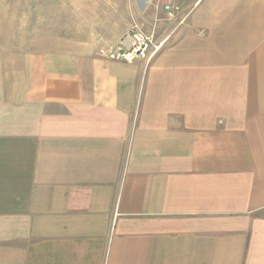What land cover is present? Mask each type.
Listing matches in <instances>:
<instances>
[{
	"label": "crops",
	"instance_id": "crops-1",
	"mask_svg": "<svg viewBox=\"0 0 264 264\" xmlns=\"http://www.w3.org/2000/svg\"><path fill=\"white\" fill-rule=\"evenodd\" d=\"M173 2L148 62L0 49V264H264V0Z\"/></svg>",
	"mask_w": 264,
	"mask_h": 264
},
{
	"label": "rangeland",
	"instance_id": "rangeland-1",
	"mask_svg": "<svg viewBox=\"0 0 264 264\" xmlns=\"http://www.w3.org/2000/svg\"><path fill=\"white\" fill-rule=\"evenodd\" d=\"M159 2H149L148 15L140 17L137 0H0V49L93 45L100 57L126 61L111 58L109 51L119 46L128 48L139 30L154 45H159L167 30H171L166 25L160 26V21L174 20L177 15L189 12L184 11L180 2ZM167 5L179 6V10L173 9L171 14ZM105 35L110 41L112 37H122L119 43L105 48ZM139 60L148 62L146 58Z\"/></svg>",
	"mask_w": 264,
	"mask_h": 264
},
{
	"label": "built area",
	"instance_id": "built-area-1",
	"mask_svg": "<svg viewBox=\"0 0 264 264\" xmlns=\"http://www.w3.org/2000/svg\"><path fill=\"white\" fill-rule=\"evenodd\" d=\"M174 10H179V6L167 5L166 10L169 13H173ZM138 28V27H137ZM164 41L159 45H154L152 39H149L139 30L135 33L134 37L130 40V46L125 48L119 46L116 49L109 51L108 56L114 59H124L127 62H133L135 60L146 58L148 61L161 49ZM151 47L153 50L151 51ZM151 51V52H150ZM150 53V54H149ZM107 52L105 51V56Z\"/></svg>",
	"mask_w": 264,
	"mask_h": 264
}]
</instances>
